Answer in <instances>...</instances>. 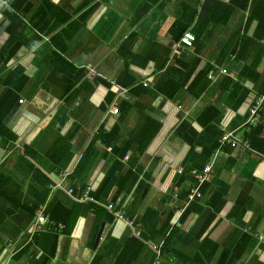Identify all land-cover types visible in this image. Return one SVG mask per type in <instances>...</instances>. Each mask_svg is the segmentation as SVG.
<instances>
[{
	"label": "crops",
	"instance_id": "crops-1",
	"mask_svg": "<svg viewBox=\"0 0 264 264\" xmlns=\"http://www.w3.org/2000/svg\"><path fill=\"white\" fill-rule=\"evenodd\" d=\"M6 1L0 264H264V0Z\"/></svg>",
	"mask_w": 264,
	"mask_h": 264
},
{
	"label": "built area",
	"instance_id": "built-area-1",
	"mask_svg": "<svg viewBox=\"0 0 264 264\" xmlns=\"http://www.w3.org/2000/svg\"><path fill=\"white\" fill-rule=\"evenodd\" d=\"M0 6H4L7 4L6 0H0ZM196 37L191 31H187L184 33V35L180 38V45H183L184 47L191 48L194 44ZM22 102V101H20ZM264 105V97L258 98L254 101V103L249 108V124L250 125H258L260 124V110L262 106ZM115 114H118V109L114 110ZM220 141L223 144H227L228 146L235 147L240 143V140L237 136L233 135V133H227L224 134ZM241 143H244L246 145H249V143L245 139H241ZM211 173V168L207 167L205 168L201 173H197L196 179L198 182V187L192 191V193L188 196L189 202L195 201L196 199H199L202 196V193L200 191V185L204 183L205 181L209 180ZM38 219L39 220H45V214L43 208H40L38 210ZM137 236H139V232H135Z\"/></svg>",
	"mask_w": 264,
	"mask_h": 264
},
{
	"label": "trees",
	"instance_id": "trees-1",
	"mask_svg": "<svg viewBox=\"0 0 264 264\" xmlns=\"http://www.w3.org/2000/svg\"><path fill=\"white\" fill-rule=\"evenodd\" d=\"M12 102H13V100H11V104H12ZM12 109V106L11 105H9V107H4V106H0V123L1 122H3L4 121V119H5V117L7 116V114L10 112V110ZM263 127H262V125L261 126H259L258 128H254L253 129V132H251V134H250V137H249V139L250 140H252V142H253V145L255 146V147H257V142H260V140H262V139H260V137H261V134H262V131H263ZM208 181V180H207ZM207 181H205L204 183H202L201 185H200V189L202 190V191H204V189H205V184H206V182ZM197 184H198V182H197ZM204 184V185H203ZM202 186H204L203 188H201ZM197 200V199H196ZM35 211V210H34ZM35 213V212H34ZM33 213V214H34ZM54 231L55 232H57V229L55 228L54 229ZM57 239V237H55V240ZM58 240V239H57Z\"/></svg>",
	"mask_w": 264,
	"mask_h": 264
},
{
	"label": "water",
	"instance_id": "water-1",
	"mask_svg": "<svg viewBox=\"0 0 264 264\" xmlns=\"http://www.w3.org/2000/svg\"><path fill=\"white\" fill-rule=\"evenodd\" d=\"M3 31V28L0 29V33ZM23 109L21 106H15L12 113L8 116V118L13 117L14 114H19V112ZM7 118V119H8ZM7 121V120H6Z\"/></svg>",
	"mask_w": 264,
	"mask_h": 264
}]
</instances>
